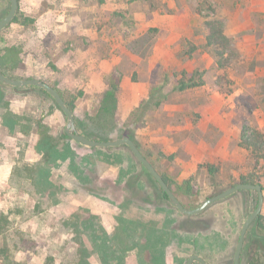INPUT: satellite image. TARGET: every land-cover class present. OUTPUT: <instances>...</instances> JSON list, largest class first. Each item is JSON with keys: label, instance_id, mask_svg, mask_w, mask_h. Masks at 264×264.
<instances>
[{"label": "rangeland", "instance_id": "374dc122", "mask_svg": "<svg viewBox=\"0 0 264 264\" xmlns=\"http://www.w3.org/2000/svg\"><path fill=\"white\" fill-rule=\"evenodd\" d=\"M17 3L16 13L31 23L9 24L0 31V50H19L23 68L15 70L16 76L55 86L73 103L75 129V120L96 127L89 119L113 77L117 105L106 138L113 141L120 130L131 131L140 152L168 178L187 208L211 196L205 164L217 166L226 185L238 184L240 175L258 173L240 136L244 127L264 136V0ZM8 8V1L0 0V18ZM213 20L223 24L230 39L231 83L223 80L219 86L214 48L206 45L205 23ZM194 72L201 73V86L174 90L179 79ZM3 92L0 212L8 215L10 225L0 247L9 248L12 264H75L79 241L90 253L88 262L102 264L84 221L96 233L103 229L111 236L119 216L161 222L167 211L177 236L165 248V264H185L191 254L208 264H232L242 223L256 205L255 192H236L198 215H182L159 196L127 146L89 148L62 140L67 119L50 96L29 88L6 87ZM8 112L23 118L15 127H30L29 134L10 132L3 122ZM37 120L59 138L60 146L67 143L78 169H72L69 159L45 166L47 188L45 178L31 174L41 160L35 149ZM121 168L132 175L122 180ZM33 177L40 180L37 185ZM185 180L191 195L176 189ZM262 184L264 188V179ZM159 207L165 211L155 212ZM147 258L146 251L134 249L125 264ZM0 264H5L2 259Z\"/></svg>", "mask_w": 264, "mask_h": 264}, {"label": "trees", "instance_id": "16d2710c", "mask_svg": "<svg viewBox=\"0 0 264 264\" xmlns=\"http://www.w3.org/2000/svg\"><path fill=\"white\" fill-rule=\"evenodd\" d=\"M8 9L4 12L1 18L5 16V14L8 12ZM13 23L28 25L29 23H31V20L27 17H22L21 19L17 12L10 24ZM205 25L208 30L206 36V45L212 46L214 48V53L217 58L216 61L217 68L220 71L216 83L219 86L221 84V81L224 80L225 82L230 84L231 81L228 79L227 76V69L230 65V60L228 57V52L230 48V39L224 33V27L220 21L217 20L208 21L205 23ZM18 68H23L22 61L19 58V50L13 47L1 49L0 73L11 79H22L21 77L15 75V70H17ZM114 79L115 78L113 77L111 78V80L114 83H112L110 89L105 92L104 97L99 105V108L96 110L93 117L89 119L90 123H92L96 127L89 128L88 123H86L85 121L80 122L79 120L78 121L75 120L76 131L81 135L96 141H109V139L106 138L107 137L106 128L108 123H110L111 121L113 122L114 120V113L117 105L116 93L118 91V86L115 83L117 81ZM202 84H203V79L201 73L194 72L193 75L189 78L183 76L181 79H179L177 81L176 86L174 87V90L183 91L186 89L199 87ZM6 87L11 88L14 91H21L28 88L36 89L41 91L45 95L50 96L44 90L34 86L11 87L0 83V102L3 99L4 96L3 90ZM51 87H53L61 96V93L59 92V90H57V88H55V86H51ZM150 98L152 97L150 96ZM64 101L66 105L69 107V109L73 111L74 109L73 103L67 102L66 100ZM154 105L158 106L159 101L157 100L156 102H154ZM22 119L21 117L8 112L6 114V117L3 118V122L7 125V128L12 133L15 131H19L24 134H29L30 127H15L17 124H19V120ZM34 124H35L36 133L39 136L35 149L36 152L41 155V160L39 164L32 169L31 174L36 175L37 173L39 177L45 178L44 182L45 184H47V186L44 188H47L50 185V183L46 179L47 172L45 166L57 163L58 160L63 161L69 159L70 166L72 167V169L74 171H77L78 169L74 160L75 158L74 153L71 150V148L67 145V143L66 142L63 144L61 143L62 145L60 146L59 138L53 137L49 133V128L47 127V125H45L41 120L35 121ZM97 130H100V132L97 133L96 132ZM122 137L130 138L140 150L131 131L120 130L118 139ZM61 138L62 140L70 139L65 134L62 135ZM240 146L249 151V157L254 164L253 169H256L258 173L253 171L251 173L240 175L239 183L259 184L263 190L264 189L262 184V180L264 179L263 134L259 130L252 129L249 131L246 127H244L242 129L240 136ZM143 155L155 168L154 164L148 159V156H146L145 154ZM117 156L119 157L121 155L119 154ZM141 167L144 173L152 181L154 188L158 190V193H160L159 196L162 197L161 190L157 185V183L154 181V179L150 176V174L145 170V168L142 165ZM204 168L206 169L209 186L211 187V192H210L211 196L216 195L232 187V185H226V183H224L220 179L219 176L220 170L217 166L212 164H205ZM120 174H121L120 176L122 177L121 179L123 180L129 177L130 175H132V172L124 171L123 168H121ZM160 175L165 181V183L172 190V183L163 174ZM33 180L36 185L38 184V181H40L37 179L35 180V177H33ZM176 189L186 195L192 194V189L189 180H185L182 182L181 185H177ZM172 191L174 195L178 198V200L182 203V205L187 208V206L183 204L181 198L177 194V191L176 190H172ZM239 192L245 194L251 193V191H239ZM162 198L166 199V196ZM157 199L160 200L161 198H157ZM255 202H256V198H255ZM188 209H192V208L188 207ZM163 211H165V209H163V207H159L158 209L156 208L155 212H163ZM170 212L171 211H167L169 215ZM169 215L163 218L161 222H154V221L142 222L137 219H128V218H124L123 216H119L117 218V223H118L117 228L111 236L108 235L106 231L103 229H100V233H96L95 228L93 227L92 223L89 220L84 221L83 225L86 230H90L91 241H92L91 245L93 247V251L98 254L102 264H125V257L127 256L128 252L134 249H137L138 251H146L148 254L147 260L143 261L139 259V264H165V248L169 244L170 237L177 236L176 231L173 228L174 220ZM9 225H10V220L8 215L0 212V237L5 236L6 232L9 230ZM243 248L244 250H242L241 253L240 264H264V222H263V216L261 214L258 215L255 221L249 227L245 235ZM245 249L247 250V254H245ZM89 255L90 253L86 249L84 243L82 241H79L77 248V260L75 264H90L88 262ZM0 259H2V261L5 264L13 263V261L11 260L10 250L6 245L0 247ZM51 260L52 259L49 257L48 261ZM193 264H198V263H193Z\"/></svg>", "mask_w": 264, "mask_h": 264}, {"label": "water", "instance_id": "95a60500", "mask_svg": "<svg viewBox=\"0 0 264 264\" xmlns=\"http://www.w3.org/2000/svg\"><path fill=\"white\" fill-rule=\"evenodd\" d=\"M7 1L9 3V9L8 12L5 14V16L0 19V31H2L6 26H8L11 23L18 9L17 0H7ZM0 83L11 87L34 86L44 90L47 94L51 96L55 104L58 106L60 111L65 115L67 119L66 125L64 127V134L71 140L81 145L87 146L89 148H96V147L107 148V147H117L120 145L127 146L130 152L132 153V155L134 156V158L145 168V170L157 183V185L161 190L162 195L166 196V200L168 201L169 205L175 208L182 215H186V216L198 215L199 213L204 211L209 205L221 201L239 191L255 192L256 193L255 208L245 218V220L242 223L232 257V264H240V258L244 246L245 235L251 224L260 214L263 206V192L259 184L238 183L216 195L206 198L197 207L193 209H188L182 205V203L174 195L173 191L165 183V181L158 173V171H156V169L151 165V163L144 157V155L140 152L138 147L134 144V142L130 138L122 137L120 139H116L113 141H96L81 135L75 129L74 116L72 111L66 105L65 101L62 99L60 94L53 87L41 81L40 79L37 78L11 79L0 73ZM193 263L208 264L201 256L197 254H192L188 256L185 262V264H193Z\"/></svg>", "mask_w": 264, "mask_h": 264}, {"label": "flooded vegetation", "instance_id": "af4514ba", "mask_svg": "<svg viewBox=\"0 0 264 264\" xmlns=\"http://www.w3.org/2000/svg\"><path fill=\"white\" fill-rule=\"evenodd\" d=\"M162 194V193H161ZM162 197H164L163 195H162ZM166 200V199H165ZM167 201V200H166ZM168 202V201H167ZM169 204V203H168ZM243 250V249H242ZM241 259V258H240Z\"/></svg>", "mask_w": 264, "mask_h": 264}]
</instances>
